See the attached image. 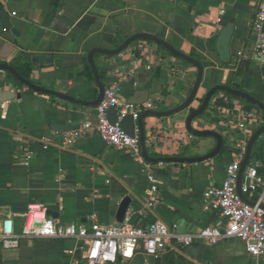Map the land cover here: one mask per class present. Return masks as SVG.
I'll return each instance as SVG.
<instances>
[{
  "label": "crops",
  "instance_id": "1",
  "mask_svg": "<svg viewBox=\"0 0 264 264\" xmlns=\"http://www.w3.org/2000/svg\"><path fill=\"white\" fill-rule=\"evenodd\" d=\"M258 1L0 0V63L13 67L30 63L34 83L90 101L99 94L93 69V77L87 70L90 50L116 48L138 32L155 34L200 60L204 69L189 107L170 116L144 119L147 151L154 157L202 156L216 147L217 139L193 135L187 118L212 87L227 85L264 102V62L256 57L253 28ZM229 27L225 49L220 38ZM95 62L99 74L105 71L100 76L105 88L116 85L121 100L136 95V101L154 103L157 110L181 105L198 75L194 64L147 40L134 41L115 56L96 54ZM9 75L0 70V92L21 97L0 102V221L12 217L20 232L28 204L43 202L61 223L89 224L96 214L101 223L109 224L117 221L119 207L129 197L126 216L132 224L160 218L191 231L225 223L219 212L205 209L204 192L223 182L242 135L227 108L255 114L248 124L251 138L264 124V111L256 105L216 92L192 128L220 133L224 151L199 162H163L155 172L161 203L142 215L149 182L144 167L129 151L106 145L95 130L66 145L64 134L69 130L52 127L94 122L96 107L37 92ZM248 103L253 107L248 108ZM253 150L259 157L251 159H260L264 168V134ZM0 264L92 263L83 242L69 238L25 239L17 249L0 250ZM133 264H264V258H251L242 241L229 239L217 244L195 241L154 256L140 251Z\"/></svg>",
  "mask_w": 264,
  "mask_h": 264
},
{
  "label": "built area",
  "instance_id": "2",
  "mask_svg": "<svg viewBox=\"0 0 264 264\" xmlns=\"http://www.w3.org/2000/svg\"><path fill=\"white\" fill-rule=\"evenodd\" d=\"M253 28L256 32V57L264 62V0H259L256 5ZM223 99L225 104L230 102L227 97ZM111 108L117 112L116 123L110 121ZM95 110L94 122L84 120L65 132L66 145L74 144L79 137L95 130L106 145L129 151L144 167L149 182L145 210L141 214L151 212L161 203L155 172L164 163L148 162L142 154L138 128L135 135L131 136L120 122L127 116L137 120L143 111L157 110V107L151 102L141 105L121 100L118 87L113 85L105 88L103 99ZM227 111L233 112L235 126L242 135L236 146L235 158L225 168L223 182L219 186L210 185L204 192L205 209L219 212L225 223L182 231L179 223H168L160 218L145 225H137L130 223L129 217L125 215L122 222L103 224L93 214L89 224L79 220L65 224L50 215L43 202H31L24 213L25 222L20 232L16 230L12 217L0 221V250L17 249L25 239L71 238L83 242L92 264H133V259L140 251L154 256L166 248H185L195 241L217 244L223 240L238 239L243 242L251 258H264V209L261 207L264 204V168L260 159H250L241 185L243 194L255 204L244 201L237 191L239 171L250 138L248 124L255 114L244 109L227 108Z\"/></svg>",
  "mask_w": 264,
  "mask_h": 264
},
{
  "label": "water",
  "instance_id": "3",
  "mask_svg": "<svg viewBox=\"0 0 264 264\" xmlns=\"http://www.w3.org/2000/svg\"><path fill=\"white\" fill-rule=\"evenodd\" d=\"M5 16V14H3V17ZM230 33H231V27L225 29L223 31V33L221 34V38H220V44L222 45L223 48H227L228 46V42H229V38H230ZM138 40H147V41H151V42H155L158 45H160L161 47H163L164 49H166L167 51H169L171 54L175 55L176 57L194 64L197 69H198V75H197V79L195 81V84L191 90V93L189 95V97L179 106L172 108V109H168V110H145L143 111L139 118L137 120H134L132 116H127L125 117L121 122L120 125L123 127V129L131 136H134L136 133V128H138L139 130V137H140V143H141V147H142V154L145 157V159L147 161L150 162H182V163H190V162H199V161H204L207 159H210L212 157H215L216 155H218L223 147V137L220 133L214 131V130H203V131H198V130H194L192 128V122L198 118L199 116H201L206 109L209 106L211 97L218 91H225L228 93H231L233 95L236 96H240L245 98L246 100H248L249 102H251L252 104L256 105L258 108H260L261 110L264 111V102L256 99L255 97H253L251 94L242 91V90H237L234 89L230 86L227 85H216L214 87H212L207 94L205 95L201 105L199 106V108L194 109L188 116L187 118V128L189 130V132H191L193 135L199 136V137H203V136H213L214 138L217 139V145L216 147L208 152L207 154H204L202 156H195V157H182V156H167V157H154L151 156L146 148V132H145V123H144V119L146 117L149 116H156V117H165V116H170L173 115L177 112H180L184 109H186L187 107H189L192 102L195 100L198 89L200 87L201 81H202V77H203V69L204 66L202 64V62L178 49H176L172 44H170L168 41L160 38L159 36L155 35V34H151L148 32H138L135 33L133 35H131L130 37H128L126 40H124L119 46H117L116 48H93L92 50H90L89 54H88V61L89 64L91 66V68L93 69L96 81L98 83V87H99V94L97 96L96 99L94 100H90V101H86V100H82V99H78L75 98L73 96H70L68 94L62 93V92H58L43 86H40L36 83H34L31 80H28L24 77H22L17 70L6 63H0V70H6L7 72H9L16 80H18L21 84L27 86L28 88L35 90L37 92H42V93H46L49 95H53V96H57L59 98L65 99V100H69L72 102H76V103H81L83 105L86 106H92V107H96L103 99L104 96V90H105V86L103 85V83L101 82V77L99 74V71L97 69L96 66V62H95V55L96 54H104L107 56H115L120 54L122 51H124L125 49L128 48V46L133 43L134 41H138ZM136 95H133V99L129 100L128 102L130 103H134V104H142L143 101L138 102L136 101L135 98ZM21 94L20 93H15V92H10V91H2L0 92V102L2 101H7V100H11L13 98H20ZM109 118L110 121L112 123H116L117 122V112L115 110V108H111L109 111ZM52 127L55 130H62V131H66V130H70L72 127L70 125H60V124H53ZM264 134V124L262 126H260L251 136V138L248 141L247 144V148H246V152H245V156L241 165V169L239 171V177H238V185H237V191L239 193V195L241 196V198L250 203V204H255L254 201L248 199L242 192L241 190V185H242V180H243V175H244V171L247 167V165L249 164V161L252 157V152H253V148L257 142V140L259 139L260 136H262ZM129 203H130V198L126 197L123 202L121 203L119 210L117 212L116 215V220L119 222H122L124 220V217L127 213L128 207H129ZM261 207L264 209V204L261 205ZM48 213L50 215L54 216V212L51 210H48Z\"/></svg>",
  "mask_w": 264,
  "mask_h": 264
},
{
  "label": "trees",
  "instance_id": "4",
  "mask_svg": "<svg viewBox=\"0 0 264 264\" xmlns=\"http://www.w3.org/2000/svg\"><path fill=\"white\" fill-rule=\"evenodd\" d=\"M14 68L17 70V72L22 77H24V78H26L28 80H31L32 68H31V64L30 63H24L22 65L18 64ZM87 70L91 74V77H93L92 69H91V67L89 65L87 66ZM104 75H105V71H100V76L103 77ZM9 76H12V75H9ZM251 107H253V105L248 103V108H251ZM222 151H224V148L222 149ZM252 157H259V155L257 154L256 151L253 150Z\"/></svg>",
  "mask_w": 264,
  "mask_h": 264
},
{
  "label": "rangeland",
  "instance_id": "5",
  "mask_svg": "<svg viewBox=\"0 0 264 264\" xmlns=\"http://www.w3.org/2000/svg\"><path fill=\"white\" fill-rule=\"evenodd\" d=\"M186 64H188V63H186Z\"/></svg>",
  "mask_w": 264,
  "mask_h": 264
}]
</instances>
